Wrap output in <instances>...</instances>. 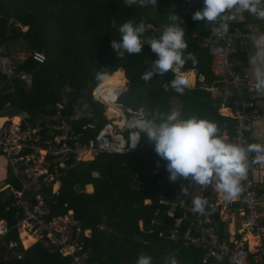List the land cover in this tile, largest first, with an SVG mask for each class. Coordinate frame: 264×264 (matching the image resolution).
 I'll list each match as a JSON object with an SVG mask.
<instances>
[{
    "label": "trees",
    "instance_id": "1",
    "mask_svg": "<svg viewBox=\"0 0 264 264\" xmlns=\"http://www.w3.org/2000/svg\"><path fill=\"white\" fill-rule=\"evenodd\" d=\"M196 1L157 0L156 8L128 7L124 0H0V59L10 57L14 64L9 70L0 67V117L26 112V119L36 122L60 111L76 132L94 138L107 120L106 107L92 92L96 88L94 95L100 91L111 95L116 87L125 90L126 76L146 118H152L157 110L166 116L177 104L181 118L196 115L217 124L220 135L233 134L236 120L220 110L231 107V100L210 67L215 43L208 41L209 24L192 19L201 10L200 6L190 7ZM172 15L183 22L188 44L185 54L191 52L198 60L194 86L182 95L163 88L174 78L172 72L150 82L141 79L149 67L145 62L158 58L149 45L145 44L140 54L125 53L122 58L111 47L113 39L119 42L118 29L127 20L144 21L146 31L141 38L146 40L158 37ZM236 23L243 28L245 21ZM35 50L46 55L44 62L32 57ZM17 52L24 55L18 58ZM231 60L241 72L246 53L233 55ZM184 68L186 72L193 66L189 61ZM97 71L108 72L110 80L98 86ZM188 73L192 84L194 71ZM60 178L59 195L47 196L48 217L74 211L82 230L79 239L84 241L91 262L136 264L140 255H146L152 264H165V258L174 253L178 264H202L199 250L184 246L181 239L161 236L170 233L177 219H183L180 210L175 218L167 215L180 180L170 182L166 161L158 157L153 144L123 153L101 151L79 161ZM7 183L15 190L19 187L13 177ZM86 184L89 190L92 184L93 190L87 192ZM12 202L10 193L0 200V218L8 227L0 237V264H72L69 256L46 243V237L21 245L15 227L19 210ZM186 224L182 220L181 231ZM215 224L220 239L226 240L225 224H219L217 218ZM87 229L90 236L84 234Z\"/></svg>",
    "mask_w": 264,
    "mask_h": 264
},
{
    "label": "built area",
    "instance_id": "2",
    "mask_svg": "<svg viewBox=\"0 0 264 264\" xmlns=\"http://www.w3.org/2000/svg\"><path fill=\"white\" fill-rule=\"evenodd\" d=\"M194 6H200L202 10L204 0L190 4V7ZM238 16L258 19L247 12L236 15V19L230 23L229 35L223 38L215 37L209 25L208 41L223 49L222 53L212 54L210 67L226 89L232 105L229 115L236 120L233 134L224 132L221 136L227 142L247 146L251 144L248 132L253 121L259 118V111L251 96L264 94L255 92L253 75L237 72L231 60L238 53L249 54L243 40L246 32L236 23L242 21ZM31 55L40 62L46 60L42 51H32ZM116 97L107 101L100 95H93L108 110L112 105L115 108L110 116L107 115V122L95 133L94 138H84L60 114L43 117L36 122L28 121L22 114L0 117V153L7 160L11 175L19 186L17 190L9 186L13 197L11 205L17 206L19 210L15 212V226L19 228L22 223V227L28 228L30 232L39 231L42 238L49 240H46L49 244L59 249L64 256H69L72 264L96 263L89 261L90 253L85 249L84 241L79 239L82 230L73 211L48 217L50 205L47 196L59 195L62 182L60 176L83 161V158L90 155L94 157L101 151H129L127 145L124 149V141L129 135L127 122L133 117L144 115L137 112L139 110H126L116 105ZM147 144L149 142L142 136L137 148ZM251 156L252 153H249V160ZM56 183L59 184L57 187ZM181 186L183 182L180 180L168 216L174 217V213L180 210L182 220L187 223L186 227L181 231L182 220L179 219L170 233L161 236L167 240L181 239L184 246L199 250L202 253V264H264V191L259 189L254 180L251 165L247 179L242 181L241 195L233 201L219 199L208 202L204 215L192 211V202L187 203L181 197ZM48 187H51L50 195L47 193ZM216 218L219 224L234 226L235 232L231 237L220 239ZM7 230V221L0 218V237ZM84 234L90 236L91 230H85Z\"/></svg>",
    "mask_w": 264,
    "mask_h": 264
},
{
    "label": "clouds",
    "instance_id": "3",
    "mask_svg": "<svg viewBox=\"0 0 264 264\" xmlns=\"http://www.w3.org/2000/svg\"><path fill=\"white\" fill-rule=\"evenodd\" d=\"M124 3L128 7L139 5L158 8L157 0H124ZM245 12L255 15L258 18H254L256 20L264 19V0H204L203 9L196 11L192 19L206 20L207 24L212 26V34L223 38L229 35L230 23L236 19V15ZM170 19L171 23L164 27L158 37L146 40L141 38L146 31L144 21L136 24L134 20L129 19L119 27L120 40L118 42L113 39L111 47L117 56L122 58L125 53L140 54L144 45H149L158 58L145 62L149 67L141 79L150 82L155 76L163 77L172 72L174 78L165 83L163 88L165 91L171 88L182 95L191 87V80L189 73L181 70L189 61L195 69L198 60L191 52L185 54L188 44L180 17L172 15ZM253 47L255 51L249 55L248 64L254 77V90L257 94H264V33L254 36ZM222 51L223 49L217 47L211 49L213 55ZM110 78L106 71H97L95 75L98 86L107 83ZM104 106L107 114L108 107ZM137 112H143V108ZM105 117L107 118V115ZM127 128L129 135L124 141V149L127 145L129 151H134L142 136L145 137L147 142L154 145L158 157L166 161L170 182L185 179L190 180L193 186L205 189L212 186L215 192L223 194L226 201L236 200L243 192L242 181L247 179L250 163L264 165V144L251 143L243 146L227 142L219 134L217 124L196 115L185 119L181 118L178 111L164 116L157 110L152 118L138 115L129 119ZM249 153H255L251 161ZM182 182L184 186L185 182ZM7 185L9 189L11 185ZM183 186L180 187V193ZM181 197L183 198L182 193ZM207 204V199L198 194L192 198V211L204 215ZM175 213L174 217H168L175 218ZM136 264H152V258L140 255ZM165 264H178L174 253L165 258Z\"/></svg>",
    "mask_w": 264,
    "mask_h": 264
},
{
    "label": "crops",
    "instance_id": "4",
    "mask_svg": "<svg viewBox=\"0 0 264 264\" xmlns=\"http://www.w3.org/2000/svg\"><path fill=\"white\" fill-rule=\"evenodd\" d=\"M243 21H246V17H244ZM257 22H260V21H257ZM243 29L246 32V36L243 38V40H244L245 47L249 54H246V61L245 63L243 62L241 66V70H240L241 72L239 73L245 74V75H253L250 70V66L248 64V58H249V55L255 51L253 47L254 35L251 34L245 28ZM189 71H193V69L187 70L186 72H189ZM194 81H195V74H194L193 82ZM251 100L254 102V104H256V108L259 111V118L253 121L251 129L248 132V138L251 143L264 144V95H252ZM222 109L226 110V113L230 112L229 107H222ZM254 156H255V153H252L251 160ZM250 165L252 167V174H253L254 180H256L259 189L264 191V165L256 164V163H250ZM0 174L2 175L1 178H4L5 170H4V167L1 161H0ZM182 181H184L185 184L182 187L181 192L184 191L185 193L184 195L187 198L188 202H192V198L198 194L203 195V197L206 198L208 202H213L219 199H224L223 194L215 192L212 186H209L208 188L205 189L202 187L193 186L190 180L183 179ZM7 184L8 183H4L2 186H0V191L3 189H6ZM237 225L238 223L236 222L235 226L238 228ZM224 226H225L226 237L227 238L229 236L231 237L232 233L235 232L234 226L233 225H224Z\"/></svg>",
    "mask_w": 264,
    "mask_h": 264
},
{
    "label": "rangeland",
    "instance_id": "5",
    "mask_svg": "<svg viewBox=\"0 0 264 264\" xmlns=\"http://www.w3.org/2000/svg\"><path fill=\"white\" fill-rule=\"evenodd\" d=\"M238 19H240V20H244V16H238L237 17ZM264 21V20H263ZM263 21H260V22H257L256 20H254V18L253 19H251V18H246V21H245V23H244V26H243V28H245L246 30H248L251 34H253L254 36H256V35H259L260 33H264V22ZM15 55H18L17 57L18 58H21L23 55H24V53L23 52H17V53H15ZM13 63L11 62V58L10 57H5V58H2V59H0V67L1 68H3V69H6V70H9V69H12L13 68ZM187 68H183L181 71H184L185 72V70H186ZM193 69V68H192ZM193 71H194V74L196 73V70L195 69H193ZM124 72V71H123ZM124 75H125V73H124ZM125 85H127V83H128V80L126 79V76H125ZM200 80H202V77H200ZM194 83H195V81L194 82H192V84H191V87H193L194 86ZM120 90V89H119ZM118 89L116 90L117 92L119 91ZM105 92H109V91H105ZM101 94V92L100 93H98V95H100ZM92 95H94V92L92 93ZM98 95H96V96H98ZM101 96V95H100ZM100 103V102H99ZM103 105V104H102ZM174 109H175V111H178L179 110V106H177V104L176 105H174ZM221 110V112H223V114H227V115H229L230 114V112L229 113H226V110H224V109H220ZM60 114V111H58L57 112V115H59ZM106 115H108V116H110L109 115V113H107V114H105V112H104V116H106ZM7 116H9V115H7ZM106 118V117H105ZM107 119V118H106ZM1 121V120H0ZM93 156H89L88 158H83V160H87V159H91ZM4 159V160H3ZM0 161L2 162V165H3V167H4V170H5V174H4V178H1L2 177V175L0 174V186H2L4 183H7L8 182V179H11V177H13L12 175H11V172H10V168H9V165H8V162H7V160L4 158V156L0 153ZM5 177H7V178H5ZM15 180V179H14ZM16 181V180H15ZM17 183V182H16ZM59 184H55V187H57ZM91 185V189L89 190V185H87L86 184V186H85V190L87 191V192H90V191H92L93 190V186H92V184H90ZM2 191H3V193H2ZM1 192V194H0V200H3V198L4 197H6L9 193H10V189H7V187H6V189H3V190H1L0 191ZM182 193V196H183V198H184V200L187 202V203H189L188 202V200H187V198L185 197V193H184V191H182L181 192ZM148 201V200H147ZM25 226V225H24ZM16 227V226H15ZM17 228V227H16ZM22 231V232H21ZM23 232H25V233H23ZM33 232V231H32ZM30 232L29 231V229L28 228H23L22 227V223H20V226H19V228H17V237L19 238V240H20V243H21V245L23 246V244H31L32 242H35L37 239H43L41 236H42V234H40V232L39 231H37L36 233L35 232ZM30 236V237H29ZM164 238V237H163ZM166 239V238H165ZM46 241V240H45ZM23 243V244H22ZM46 243L48 244V242L46 241ZM27 245V246H28ZM23 247H25V246H23Z\"/></svg>",
    "mask_w": 264,
    "mask_h": 264
},
{
    "label": "water",
    "instance_id": "6",
    "mask_svg": "<svg viewBox=\"0 0 264 264\" xmlns=\"http://www.w3.org/2000/svg\"><path fill=\"white\" fill-rule=\"evenodd\" d=\"M115 104L126 110H140L141 109V100L136 95L132 93L130 86L127 84L126 89L117 95ZM24 117H28L26 112H23Z\"/></svg>",
    "mask_w": 264,
    "mask_h": 264
},
{
    "label": "bare ground",
    "instance_id": "7",
    "mask_svg": "<svg viewBox=\"0 0 264 264\" xmlns=\"http://www.w3.org/2000/svg\"><path fill=\"white\" fill-rule=\"evenodd\" d=\"M124 88L126 89V86L124 85ZM103 89V88H102ZM102 89H100V90H102ZM118 88L116 87L115 88V91L117 90ZM99 90V91H100ZM119 90V89H118ZM122 91H124V90H119L118 92L116 91V92H112L113 94H111V95H102V94H100L101 95V97H102V99H104V100H107V101H112L118 94H120ZM100 92H103V91H100ZM99 92V93H100ZM96 95H98V93H96ZM113 111H115V108H114V106L112 105L111 107H110V109L108 110V113H110L109 115H111L112 113H113Z\"/></svg>",
    "mask_w": 264,
    "mask_h": 264
}]
</instances>
